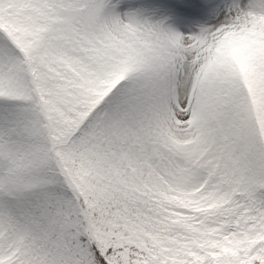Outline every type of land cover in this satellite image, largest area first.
Here are the masks:
<instances>
[{
  "label": "snow or ice",
  "instance_id": "obj_1",
  "mask_svg": "<svg viewBox=\"0 0 264 264\" xmlns=\"http://www.w3.org/2000/svg\"><path fill=\"white\" fill-rule=\"evenodd\" d=\"M0 264H264V0H0Z\"/></svg>",
  "mask_w": 264,
  "mask_h": 264
}]
</instances>
